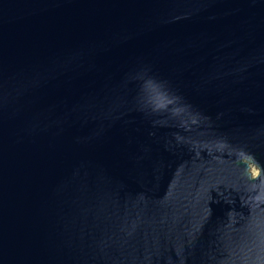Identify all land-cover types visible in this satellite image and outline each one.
I'll return each instance as SVG.
<instances>
[{"label":"water","instance_id":"water-1","mask_svg":"<svg viewBox=\"0 0 264 264\" xmlns=\"http://www.w3.org/2000/svg\"><path fill=\"white\" fill-rule=\"evenodd\" d=\"M0 264H264V0H0Z\"/></svg>","mask_w":264,"mask_h":264},{"label":"bare ground","instance_id":"bare-ground-1","mask_svg":"<svg viewBox=\"0 0 264 264\" xmlns=\"http://www.w3.org/2000/svg\"><path fill=\"white\" fill-rule=\"evenodd\" d=\"M253 172H255L254 169H253Z\"/></svg>","mask_w":264,"mask_h":264}]
</instances>
